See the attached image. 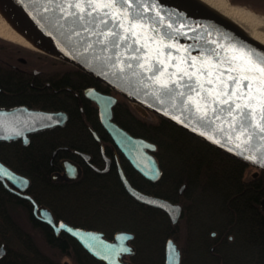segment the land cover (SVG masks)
Returning <instances> with one entry per match:
<instances>
[{"label":"trees","instance_id":"16d2710c","mask_svg":"<svg viewBox=\"0 0 264 264\" xmlns=\"http://www.w3.org/2000/svg\"><path fill=\"white\" fill-rule=\"evenodd\" d=\"M247 1L264 11L263 4ZM38 59L31 62H45ZM94 84V79L76 68L34 78L31 73L0 66L1 102L42 105L69 113L65 127L33 135L28 146L0 143V158L31 181L29 192L35 201L49 208L57 222L100 231L108 239L119 231L134 234L137 253L133 264H165L169 238L181 248V264H264V173L153 114L151 120L146 119L121 96L113 109V121L130 135L157 146L154 154L162 171L157 182H149L124 160L128 180L146 195L180 204L183 213L178 224L172 225L163 211L137 203L124 189L115 168L107 174L87 169L73 183L51 179L59 158L71 156L73 150L98 158V146L84 125L78 98L90 125L107 136L83 96V88ZM31 209L28 202L0 188V246L6 249L0 264H64L63 260L102 264L67 233L56 236L50 226L29 218ZM41 239L46 241L48 253L42 252Z\"/></svg>","mask_w":264,"mask_h":264},{"label":"water","instance_id":"95a60500","mask_svg":"<svg viewBox=\"0 0 264 264\" xmlns=\"http://www.w3.org/2000/svg\"><path fill=\"white\" fill-rule=\"evenodd\" d=\"M0 3L17 23L19 32L21 31L23 35L29 37L39 48L37 51L82 71L126 99L138 108L142 114H153L166 120L246 166L255 169L257 173H264V166L260 161L261 154L264 153V139L253 136L252 140L242 145V148H247L248 151L241 155V149L234 147L237 132H232L228 123L223 122L225 119L231 120L226 114H222L221 120L216 121L215 124L204 126L199 119L185 114L178 110V107L172 108L156 101L154 95L151 94V90L152 88H158L159 85L153 84L148 79L153 73L145 71V68L148 67L147 64L144 65V68L137 67L138 63H144V59L142 58L139 62L128 60L129 56L136 55V53L126 49L123 41H121L119 48L113 49L111 45H108L107 51H102L105 45L96 44L97 37L95 35L83 32L79 24L72 23V18L61 19L64 14L57 7L61 0H54V2H50V0H0ZM156 3L160 15L155 16V10L152 9L146 11L145 15L148 17L155 16L156 21L163 20L160 35H164V32H170L175 37L171 41L165 38L164 44L172 43L175 46L171 49L163 48V55L160 56V45L151 39L155 34L145 33L144 29L137 28L136 31L141 37L140 44H135L133 47H140L142 57H146L153 64H155L157 57L165 60L169 64V72L176 71L171 65L179 63L176 59L177 56L183 58H188L189 55L198 56L197 65L199 66L200 61L208 56L213 49L220 53L221 58L226 59L235 55L236 53L230 50V45H234L237 49L243 47L264 54L263 46L248 39L235 27L217 17L195 0H156ZM152 22L150 20L144 23L150 24ZM125 23L126 26L131 24V18L129 17V20ZM168 24H171L172 27L168 28ZM101 28H103V25H101ZM77 31H80L81 35H75ZM120 31L123 34V29ZM146 39L149 47L143 48L142 45ZM157 40H159V37H157ZM221 45L224 47H221ZM121 52H123V56L120 55ZM169 52H171V60H169ZM108 57H113V59L109 60ZM121 60L124 63H120ZM217 60L218 58L213 56L212 62L216 63ZM127 63L132 64V69H126ZM228 66L225 63L221 64L220 68L226 72ZM181 67H186V65L181 63ZM208 67V65H205V71ZM121 69L125 70L121 71ZM189 70L192 71L193 69ZM133 71L139 73V75H132ZM232 75H235V73H232ZM228 83L231 85V81H228ZM244 83H247V81ZM145 85H151V87H145ZM214 86L205 83L206 88ZM259 86L258 82L253 83L254 93ZM87 95L98 105L104 129L133 169L147 181L157 182L162 176L159 162L154 154L157 146L145 139L130 135L113 121L112 108L118 101L117 97L107 96L96 90L89 91ZM176 103L179 106V101ZM192 107L195 110L194 106ZM199 115L200 113H196V117H199ZM209 115H212L210 111ZM259 116V109H257V114L252 120L253 127L259 120ZM66 122L67 114L63 112H47L24 106L0 109V142L22 141L27 146L30 143L31 135L57 126L64 127ZM260 123L264 124V121H260ZM220 127L223 128V131H220ZM250 131L251 129L241 135V140L246 139ZM226 133L231 134L233 139L229 140ZM216 141H219V143ZM84 157L86 158V156ZM69 164V162L63 163L65 167H68ZM109 165L110 160L108 159L105 172L108 170ZM0 169H3L6 173L0 176V182L7 185L6 180L9 181L17 191L10 190L29 200L34 206V214L38 220L49 225L56 234L67 233L90 256L102 264H132V262L126 260V257L135 254V248L131 244L135 238L134 234L119 231L114 234L112 239H108L100 231L73 227L63 221L57 223L48 208L39 207L31 196L23 194L30 185L28 178L16 174L1 162ZM119 173L125 190L137 203L163 211L168 215L172 225L178 224L183 213V207L180 204L146 195L136 190L127 179L121 166L119 167ZM64 179V176L54 175L55 181H63ZM66 180L70 181V179ZM184 188L185 186L180 189V194L183 193ZM261 204L264 210V199ZM119 237H126V239L121 240ZM5 254V246L2 245L0 246V259ZM165 264H181V250L173 239H169L166 243Z\"/></svg>","mask_w":264,"mask_h":264},{"label":"snow or ice","instance_id":"6c2138e0","mask_svg":"<svg viewBox=\"0 0 264 264\" xmlns=\"http://www.w3.org/2000/svg\"><path fill=\"white\" fill-rule=\"evenodd\" d=\"M57 7L64 14L61 19L72 18V23L79 24L83 32L95 35L97 37L95 43L105 45L102 51H107L108 45H111L113 49L119 48L123 41L126 49L136 53L129 56L128 60L139 62L143 58L144 63H138L137 67L144 68L147 64L145 71L153 73L148 79L153 84L159 85L158 88L151 90V94L159 103L172 108L178 107V110L199 119L204 126L215 124L216 121L221 120L222 114H226L231 120L225 119L223 122L228 123L232 132H237L234 147L241 149V155L248 151L247 148H242V145L252 140L253 136L264 139V124L260 123L264 121V54L243 47L237 49L234 45H230L229 48L236 53L235 55L226 59L221 58L220 53L213 49L200 61L199 66L197 65L198 56L189 55L188 58L177 56L179 63L171 65L176 71L169 72V64L165 60L157 57L153 64L146 57H142L140 47H133L135 44H140L141 37L136 31L137 28L144 29L145 33L155 34L151 39L160 45V56L163 55V48L171 49L175 46L172 43L164 44L165 38L169 41L175 38L170 32L160 35L163 20L155 19V16L160 15L156 0H61ZM149 9L155 10L154 17L145 15ZM129 17L132 23L126 26L125 22L129 20ZM150 20L153 22L144 23ZM167 27L171 28L172 25L168 24ZM75 35L79 36L81 32L77 31ZM142 47H149L147 39ZM221 47L224 46L221 45ZM120 55L123 56V52ZM213 56L218 58L216 63L212 62ZM108 59L112 60L113 57ZM171 59V52H169V60ZM120 63L124 61L121 60ZM181 63L186 67H181ZM225 63L229 65L226 69L227 75L225 70L220 68V65ZM205 65L209 66L207 71H205ZM126 69H132V64L127 63ZM124 70L121 69V71ZM132 75H139V73L133 71ZM228 81H231V85ZM245 81L247 83H244ZM254 82L260 85L255 93ZM205 83L215 86L206 88ZM145 87H151V85H145ZM257 109L260 116L253 127L252 120L257 114ZM209 111L212 115H209ZM196 113H200L199 117H196ZM250 129L246 139L241 140V135ZM220 131H223L222 127ZM226 135L229 140L233 139L231 134L226 133ZM216 142L219 143V141ZM260 161L264 166V153L261 154ZM5 174L4 170L0 169V176ZM119 239L123 240L126 237H119Z\"/></svg>","mask_w":264,"mask_h":264},{"label":"flooded vegetation","instance_id":"af4514ba","mask_svg":"<svg viewBox=\"0 0 264 264\" xmlns=\"http://www.w3.org/2000/svg\"><path fill=\"white\" fill-rule=\"evenodd\" d=\"M237 3L238 4H242V1L241 0H237ZM240 6H243V5H240ZM30 50H32V49H30ZM33 51H35V50L27 51L23 47H19V46L13 45L11 43V41H9L8 39L0 37V66L1 67H7L9 69L10 68L14 69L15 71H17V72H19L21 74H30L31 73L34 78H36L37 76L44 75L45 73H59V72H62V71L74 72L75 67L71 66L70 64H67L65 62L59 61V60L54 59V58H52L50 56H47V55H46L47 58H44V57L39 56V55H35V54H33L34 53ZM38 58H42L43 60H45V62H43L42 65L34 64V63L31 62V60H39ZM50 59H54V61H51ZM55 60H57V61H55ZM47 68H49V69L47 70ZM91 90H96L99 93H102V94L107 95V96L117 97V99H118V95L114 91L110 90L109 88H107L106 86H104L103 84H101L100 82H98L96 80H95V84L94 85H89V86L83 88V96L89 102L90 108L95 110L97 118H98V121H99L100 125L102 126L103 130L106 132L107 136H104V135L100 134L98 131H96L90 125V122L88 121V118H87V116L85 114V108H84L83 102L80 99V97L78 96L80 112H81V114L83 116V119H84V125H85L87 131L92 136V138L94 139V141L97 143V146H98V158L95 159L93 154L81 152V151H78V150H73L72 151L73 153L69 157L59 158V161L57 162V167L51 172V179L54 182H56V183H64V182L65 183H73V182H77L78 180H80L83 177V175L85 174L87 169H90L91 171H93L95 173H98V174H107L113 168H115V170H116V172H117V174H118V176L120 178L119 167L121 166L123 171L125 172V175H126V171H125L124 166H123V161L125 160L128 163H129V161L120 152L118 147L113 143V140L111 139V137L109 136L107 131L104 129V127H103V125L101 123L99 107L87 95V93L89 91H91ZM115 105L113 106L112 109H114ZM23 106L24 107H28V108H32V109H38V110H41V111H47V112H63V113L67 114V122L69 121V113L66 110H63V109L57 110V109L46 108V107H43L42 105H34V104L28 105V104H24V103L6 104V103H3V102L0 101V109H10V108H15V107H23ZM67 122H66V124H67ZM58 127L59 126H57L55 128H58ZM55 128H53V129H55ZM59 128H62V127H59ZM50 130H52V129H50ZM46 131H49V130H46ZM43 132H45V131H43ZM34 135H36V134H34ZM32 136L33 135L30 136V141H31V137ZM15 142H19L23 146H25L22 143V141H15ZM0 143H5V142H0ZM56 153H57L56 151H54L52 153V159H51V163H50L51 165L53 163L54 157L56 156ZM84 156H86V158ZM122 156H123V159L121 158ZM108 159L110 160V165H109L108 170L105 172V170L107 168ZM0 162L2 164H4L5 166H7V164H5V162H4V160L2 158H0ZM65 162H69L70 163L68 167H65L63 165V163H65ZM7 167L10 168L9 166H7ZM57 174L61 175V176H64L65 179L63 181H55L54 180V175H57ZM126 177H127V175H126ZM66 179H70V181L66 180ZM127 179H128V177H127ZM120 181H121V179H120ZM6 183H7L8 186L5 183L0 182V188L4 189L10 195H12L13 197L21 200L22 202H28L30 204L31 208H32L31 209V216L29 218L33 217V219L39 221L38 218L34 214V206H33V204L29 200H27V199L21 197L20 195H17L16 193L12 192V190H10V189H13L15 191H17V189L15 187H13L9 183V181L6 180ZM30 187H31V181H30V185H29L28 189L25 192H23V194L24 195H29V196H31L33 198L32 194L29 192ZM38 206L39 207H45L44 205H39V204H38ZM45 208H47V207H45ZM55 221H56V219H55ZM39 222H41V221H39ZM53 233L56 236L60 234V233L56 234L54 232V230H53ZM134 240H135V238H134ZM134 240L131 242V244L135 248V254L133 256L126 257V260L132 262V264H133L132 258L137 253V247H136V245H134ZM39 245H40V248H41L42 252H44V253H48L49 252L48 251L49 248L47 246L46 241L41 239L40 242H39ZM178 247L180 248L179 245H178ZM165 248H166V245H165ZM180 250H181V248H180ZM164 255H165V251H164ZM53 260H57V259L53 258ZM63 261H64V264L67 263L66 260H63Z\"/></svg>","mask_w":264,"mask_h":264},{"label":"bare ground","instance_id":"6f19581e","mask_svg":"<svg viewBox=\"0 0 264 264\" xmlns=\"http://www.w3.org/2000/svg\"><path fill=\"white\" fill-rule=\"evenodd\" d=\"M202 6L213 12L217 17L232 25L241 34L251 41L264 47V26L258 20L248 16L243 9L244 6H237L230 0H195ZM11 18L9 12L0 3V36L20 43L28 48L39 50L32 40L23 35Z\"/></svg>","mask_w":264,"mask_h":264},{"label":"rangeland","instance_id":"374dc122","mask_svg":"<svg viewBox=\"0 0 264 264\" xmlns=\"http://www.w3.org/2000/svg\"><path fill=\"white\" fill-rule=\"evenodd\" d=\"M254 1L256 3H258L259 5L260 4H263L264 5V0H254ZM255 2H253V3H255ZM241 5H243L244 7L243 8H240V9H243V11L248 16H251V17H253V19L258 20L264 26V11H261V10L259 11V10L254 9L255 7L251 3H249L247 0L242 1V4ZM145 116H146V119L151 120V114L145 115Z\"/></svg>","mask_w":264,"mask_h":264}]
</instances>
